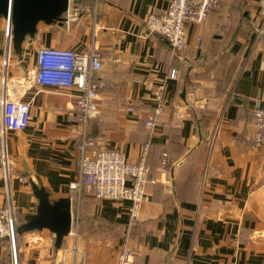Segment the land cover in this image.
<instances>
[{"label":"crops","instance_id":"crops-1","mask_svg":"<svg viewBox=\"0 0 264 264\" xmlns=\"http://www.w3.org/2000/svg\"><path fill=\"white\" fill-rule=\"evenodd\" d=\"M168 5L71 0L64 24L40 23L13 58L0 16V206L11 203L18 223L35 213L39 200L31 179L52 200H73L72 231L61 247L47 228L19 233V264H118L125 242L137 250L138 264H264V145L253 140V111L264 106V34L254 26L258 0H226L202 22L189 23L187 46L175 54L167 38L145 26L150 13ZM93 44L102 53L99 76L107 83L90 126L95 144L137 159L151 142L152 180L134 221L131 201L83 198L71 188L80 177L83 127L68 115L81 91L34 79L40 46L88 53ZM173 69L177 78L170 76ZM162 83L165 125L152 129L145 118ZM4 89L32 103L22 131L3 129ZM11 252L0 238V256H11L12 263Z\"/></svg>","mask_w":264,"mask_h":264},{"label":"built area","instance_id":"built-area-1","mask_svg":"<svg viewBox=\"0 0 264 264\" xmlns=\"http://www.w3.org/2000/svg\"><path fill=\"white\" fill-rule=\"evenodd\" d=\"M224 1L226 0H169V5L163 12H153L146 17V30L167 38L172 52L179 53L187 46L188 24L202 22ZM254 26L258 35L264 34V0H258ZM8 31L10 47V29ZM198 41L200 42L201 38ZM103 65L102 53L94 44L88 53L72 48L43 45L38 49L34 79L42 85L75 86L81 91L74 111L68 115L72 122L83 127L81 155L78 159L80 177L71 182V188L81 197L89 195L96 200L131 201L129 213L134 221L141 213L143 203L147 199L148 183L152 180L148 163L151 142L146 141L143 144L137 159L128 157L120 149L99 147L95 144L90 126L92 119L99 112V99L107 87L105 80L99 76ZM170 76L177 78L178 71L173 69ZM165 88V83L159 85L156 91V105L145 118L146 124L152 129L165 125ZM1 102L4 131L26 129L31 121V101L23 97H8L4 89ZM128 110L134 111V105H129ZM253 112V140L258 145H264V106H257ZM167 161L165 157L164 170H167ZM17 225L18 218L12 204L8 202L0 206V237H8L10 240L11 264H16ZM0 264H6L2 256ZM118 264H138L137 250L127 242L123 243L120 249Z\"/></svg>","mask_w":264,"mask_h":264},{"label":"water","instance_id":"water-1","mask_svg":"<svg viewBox=\"0 0 264 264\" xmlns=\"http://www.w3.org/2000/svg\"><path fill=\"white\" fill-rule=\"evenodd\" d=\"M70 7L71 0H0V16L6 19L10 29V45L21 52L24 41L36 35L40 23L63 25L68 20ZM181 95L186 99V88ZM30 181L39 204L35 213L26 214L25 221L18 223L17 234L47 228L56 235L55 245L61 247L73 227L72 197L52 200L44 186Z\"/></svg>","mask_w":264,"mask_h":264},{"label":"trees","instance_id":"trees-1","mask_svg":"<svg viewBox=\"0 0 264 264\" xmlns=\"http://www.w3.org/2000/svg\"><path fill=\"white\" fill-rule=\"evenodd\" d=\"M224 2H225V1H224ZM224 2H223V3H224ZM150 145H151V144H150ZM165 154H166V153L163 154V158H162V160H164L165 157L168 158V155H167V154L165 155ZM150 175H152V174H151V170H150ZM149 183H150V182H149ZM149 183H148V185H149ZM82 197H83V198H84V197H85V198H89V195H83ZM90 197H91V196H90ZM0 238H1V239L4 238V239H7V240H8V242H9V247H10V251H11V245H10V240H9V238H8V237H0ZM4 260H5V263H6V264H11V256H10V258H9L8 261H7L5 258H4Z\"/></svg>","mask_w":264,"mask_h":264},{"label":"rangeland","instance_id":"rangeland-1","mask_svg":"<svg viewBox=\"0 0 264 264\" xmlns=\"http://www.w3.org/2000/svg\"><path fill=\"white\" fill-rule=\"evenodd\" d=\"M14 53H15V51H14V48L12 47L11 50H10V52H9V55L13 58L14 55H15ZM15 253H16V256H17V257L15 258V259H16V260H15V263H16V264H19V262H18V261H19V260H18V252H15Z\"/></svg>","mask_w":264,"mask_h":264}]
</instances>
